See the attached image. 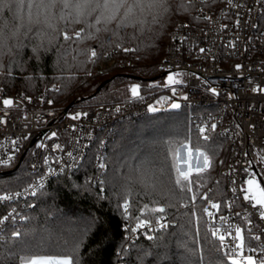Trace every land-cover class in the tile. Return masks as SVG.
<instances>
[{"label":"trees","instance_id":"16d2710c","mask_svg":"<svg viewBox=\"0 0 264 264\" xmlns=\"http://www.w3.org/2000/svg\"><path fill=\"white\" fill-rule=\"evenodd\" d=\"M104 2L4 0L0 89L45 90L56 105L74 101L81 109L131 101L134 83L140 95L151 94L157 80L149 78L160 75L172 29L223 0H116L122 6L96 7ZM198 110L182 103L121 117L99 132V147L106 137L99 165L95 141L77 167L33 196L0 202V264H27L34 256H70L72 264H233L204 211L210 202H226L227 140L216 128L204 139ZM183 143L212 158L208 171L192 170L190 185L176 184ZM28 159L17 168L0 166V193L29 183ZM163 214L167 227H138Z\"/></svg>","mask_w":264,"mask_h":264},{"label":"built area","instance_id":"2783aa9c","mask_svg":"<svg viewBox=\"0 0 264 264\" xmlns=\"http://www.w3.org/2000/svg\"><path fill=\"white\" fill-rule=\"evenodd\" d=\"M196 18L172 29L151 94L81 109L56 105L45 90L31 95L0 89V166L17 163L26 151L32 173L27 185L0 193L11 197L0 202L33 196L54 176L77 167L95 141L99 165L106 142L104 136L99 147L100 131L108 132L121 117L152 111L157 99L169 96L199 108L195 122L204 136L216 128L227 140L226 202L206 206L212 232L226 237L221 251L242 264H248V257L264 261V209L245 199L255 192V185L252 192L245 191L246 180L264 187V0H223L199 10ZM167 74L179 83L169 82ZM180 89L184 96L176 94ZM6 99L10 106L4 105ZM143 221L152 230L167 227L169 220L163 214ZM238 228L243 230V247H238Z\"/></svg>","mask_w":264,"mask_h":264},{"label":"snow or ice","instance_id":"6c2138e0","mask_svg":"<svg viewBox=\"0 0 264 264\" xmlns=\"http://www.w3.org/2000/svg\"><path fill=\"white\" fill-rule=\"evenodd\" d=\"M87 3H91V0H86ZM229 2H231V0H229ZM110 4H115L116 7H120L122 6V4H116V0H105L103 5L97 4L96 7H104V8H108ZM6 6V4L4 3V0H0V7ZM65 39H71L70 36H68L67 34H65ZM125 51H127V49H125ZM201 51H204V49H201ZM93 56H96V52L93 51L92 52ZM239 67V66H238ZM169 82L171 83H179V81L174 80V78L172 76H170L169 78ZM132 94L133 96H139L140 92H139V86H134L132 89ZM212 91L215 93V89H212ZM4 105L5 106H10L12 104L11 100H4ZM172 107L176 108L179 107L178 104H173ZM153 111H155V109H152ZM77 117H73V119H76ZM214 127V126H213ZM201 131H204V129H202ZM53 135H55V133H53ZM204 139L207 140L208 137L204 136ZM57 148H59L60 146L57 145ZM201 155L204 156V165L203 167H196L195 170V174L198 176L199 174L208 171L211 167H212V158L210 156H208L206 153L201 152ZM71 155V154H69ZM189 155H191V148L189 147ZM101 167H103V165H101ZM177 171V177H176V184L177 185H183L184 182H187L188 185H190L193 181H192V176H193V172L192 169L189 168V170L187 172L181 171L179 167H177L176 169ZM249 187L247 189H245V191L247 192H252V186L255 185V192L251 195V196H245V199H249L250 201H255V203L253 204V207H256L257 205L259 206L260 209H264V187H261L259 182L254 180V179H250V180H246L245 182ZM189 191H191V188L188 189ZM35 194V193H33ZM16 195H20L19 193H17ZM7 199H11L10 196H0V200H7ZM192 199H195V196L192 197ZM204 199H208L207 196L204 197ZM212 208H215L217 210H219L220 205L217 203H212L211 205ZM124 210L125 212L128 211V205L127 203H125L124 205ZM152 211H156V212H163L164 208H155L152 209ZM205 212L208 213L209 216H212L211 212H208V209H204ZM260 218L264 219V210L260 211ZM4 219H7V217H5ZM223 219V218H222ZM147 223V221H140V227H143L145 224ZM237 238L240 241V244L238 245V247H243V230L242 229H237ZM214 236H217V238L220 241H224L226 239V237L224 235H218L217 230H213L212 233ZM18 235V234H17ZM229 235H231V233L229 232ZM256 239H259V237H256ZM233 251H235V249H233ZM233 259V264H238V262L235 260V257L232 258ZM248 264H255V262L253 261V259L251 257H248ZM27 264H72V258L69 257H64V258H51V257H35L30 259L29 261H27Z\"/></svg>","mask_w":264,"mask_h":264},{"label":"rangeland","instance_id":"374dc122","mask_svg":"<svg viewBox=\"0 0 264 264\" xmlns=\"http://www.w3.org/2000/svg\"><path fill=\"white\" fill-rule=\"evenodd\" d=\"M166 76H167L166 78H169L170 76H172V74H167ZM137 85L138 83H134L132 85V88ZM172 91L174 92L173 89ZM139 92H140V88H139ZM176 94L178 96H184L185 92L183 89H180ZM173 104H178L180 106L181 102L178 101V99L167 96L164 98V101L162 100V98L157 99L156 103L154 105H151L150 107L152 109L168 108V107L170 108L172 107ZM189 147L190 145L188 143H183L178 148L179 149L178 151L179 166H180V169L184 172H187L189 168L194 170L196 169L197 166L203 167L204 165V156L200 154L203 151L190 147L191 155H189ZM35 257H49V256H34L33 258ZM51 258H54V257H51Z\"/></svg>","mask_w":264,"mask_h":264},{"label":"water","instance_id":"95a60500","mask_svg":"<svg viewBox=\"0 0 264 264\" xmlns=\"http://www.w3.org/2000/svg\"><path fill=\"white\" fill-rule=\"evenodd\" d=\"M166 72H167V71H165L163 74H165ZM160 75H161V74H160ZM157 77H158V76H154V77H150L149 79L152 80V79H155V78H157ZM102 85H103V84H101V85L96 89V91H98V90L102 87ZM73 103H74V101L71 102V103L68 105L67 108H69L70 106H73ZM25 154H26V151L23 152V154L20 156L19 161L16 163V165H15L14 168H17V167L21 164V162L23 161V159H24V157H25Z\"/></svg>","mask_w":264,"mask_h":264}]
</instances>
